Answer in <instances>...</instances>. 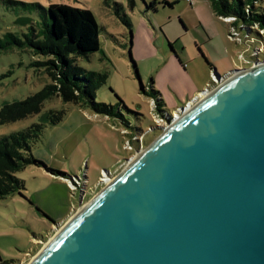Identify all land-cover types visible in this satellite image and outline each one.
Here are the masks:
<instances>
[{
	"label": "rangeland",
	"instance_id": "1",
	"mask_svg": "<svg viewBox=\"0 0 264 264\" xmlns=\"http://www.w3.org/2000/svg\"><path fill=\"white\" fill-rule=\"evenodd\" d=\"M13 1L37 3L45 8L62 4L88 9L94 14L101 27L100 52L79 60L78 66L87 72L107 75L106 84L96 92V102L115 105L120 100L125 106L120 107L121 114L140 129L129 139L125 135L130 134L128 130L123 131L115 122L89 110L63 103L58 95L44 102L39 115L0 127V136L8 135L41 123L47 110L65 111L62 123L48 126L32 151L42 166H31L17 174L25 181V198L13 195L0 200V264H29L78 210L177 120L179 108L186 107L208 85L210 92L224 81L220 78V82L212 83L213 71L202 58L217 66L220 77L264 62V24L253 20L251 25L238 23L233 28L228 24L234 18L215 17L208 0H196L191 7L182 0L171 13L159 7L157 14L152 12L148 17L143 12V0H135L132 12L124 10L131 30L114 15L113 8L114 3L125 7L127 0ZM257 7L264 10V0H255L250 12ZM23 11L20 6L3 4L0 0V38L12 33L22 39L27 30L26 26L16 24L19 18L40 23L37 12ZM130 31L131 56L139 79L128 59ZM44 60L15 47L0 50V107L24 100L52 84L43 69L34 64ZM152 88L159 93L164 107L158 109L156 100L147 95ZM125 143L130 148L125 149ZM105 170L107 179L102 178L105 183L99 182ZM65 206L68 210H63L60 218L55 216Z\"/></svg>",
	"mask_w": 264,
	"mask_h": 264
},
{
	"label": "water",
	"instance_id": "2",
	"mask_svg": "<svg viewBox=\"0 0 264 264\" xmlns=\"http://www.w3.org/2000/svg\"><path fill=\"white\" fill-rule=\"evenodd\" d=\"M212 75L29 264H264V62Z\"/></svg>",
	"mask_w": 264,
	"mask_h": 264
},
{
	"label": "trees",
	"instance_id": "3",
	"mask_svg": "<svg viewBox=\"0 0 264 264\" xmlns=\"http://www.w3.org/2000/svg\"><path fill=\"white\" fill-rule=\"evenodd\" d=\"M179 1L182 0L173 2L151 0L148 3L142 1L145 7L143 12L146 15L152 12L157 13L159 7L170 10ZM208 1L215 17L234 18L235 21L228 24L233 28L238 27V23L251 25L253 20H260L264 24L262 8L257 7L250 12L255 0ZM1 2L20 6L25 11L37 12L40 23H33V20L27 19L29 21L25 25L27 31L22 33V39L12 33L4 34L0 38V50L15 47L27 50L31 56L44 58V61H35L34 64L39 69L40 67L43 69L42 71L52 84L46 85L41 91L24 100L3 104L0 107V127L39 115L44 102L58 95L63 103L74 104L81 110H89L94 115L107 117L121 129L128 130L130 133L127 134L128 138L136 136L140 129L121 114L120 107L125 109V106L120 100L115 105L96 102V92L106 84L107 75L87 72L78 66L79 60L88 59L90 55L100 52L101 27L90 10L62 4H50L45 8L37 3L13 0H1ZM126 4V8L130 11L134 9L133 0H127ZM113 8L114 15L127 29L131 30L124 7L114 3ZM129 39H131V31L127 44L128 59L136 78L139 79L131 56V40ZM149 90L147 95L156 100L158 109L162 105L164 107L159 93L153 88ZM64 117V110H47L42 115L41 123H34L24 130L0 136V200L13 195L25 198L23 194L26 191L25 184L17 174L31 166H42V163L33 156L32 151L41 142L45 129L48 126L59 125ZM42 216L46 218L45 215L42 214Z\"/></svg>",
	"mask_w": 264,
	"mask_h": 264
},
{
	"label": "crops",
	"instance_id": "4",
	"mask_svg": "<svg viewBox=\"0 0 264 264\" xmlns=\"http://www.w3.org/2000/svg\"><path fill=\"white\" fill-rule=\"evenodd\" d=\"M143 1H144V2H147V1H145V0H143ZM173 1H174V0H168V2H173ZM133 4H134V8H135V6H136V2H135V0H133ZM195 4H196V3H195ZM195 4H194V5H195ZM126 5H127V4H126ZM177 5H178V4H176V5H175L173 8H171L170 10H169V9H168V10H167V9H163V10H161V11H166V12H168V13H171L172 10H174V8H175ZM123 7H124V6H123ZM124 10H128V11H130L128 8H126V6L124 7ZM133 10H134V9H133ZM133 10H132V11H133ZM132 11H131V12H132ZM211 11H212V10H211ZM157 13H158V12H157ZM157 13H156V14H157ZM212 13H213V12H212ZM146 16L148 17V16H150V14H148V15H146ZM180 25H181V27H183V29L185 30V26H184L183 22L180 21ZM170 47H171V45H168V50H169ZM176 59H177V58H176ZM202 59H203V62H204V64H205V66L211 68L210 71H211V70H212V71L215 70L216 73H217V71H219V69L217 68V66H216L215 64H213V63H212V64H209V63H207V61H206L204 58H202ZM177 62H178V65L181 66V63L178 61V59H177ZM212 71H211V73H212ZM226 72H227V71H226ZM226 72H224V73H226ZM217 74H218V73H217ZM218 75H219V74H218ZM224 75H225V74H224ZM224 75H223V76H224ZM80 110H81V109H80ZM97 116H98V115H97ZM105 118H106V117H105ZM107 119H108V118H107ZM108 120H109V119H108ZM109 121H110V120H109ZM75 128L77 129L78 127H75ZM75 128H74V130H73L68 136H70L71 134H73V132L76 130ZM68 136H67V137H68ZM67 137H66V138H67ZM64 139H65V138H64ZM56 143H57V144H56L55 147H56V150H58L59 148L57 149V147H58L59 144H60V140H58ZM36 147H37V146H36ZM36 147H35V148H36ZM35 148H34V149H35ZM60 150L62 151V145L60 146ZM35 158H36V157H35ZM36 159H37V158H36ZM51 160H52V159H51ZM51 162H53L54 165H58V163L55 162V161H51ZM23 171H24V170H23ZM23 181H24V180H23ZM24 184H25V181H24ZM25 188H26V187H25ZM67 191H68V189H67ZM25 192H27V189H26ZM63 210L66 211V210H68V208L65 206V207L60 211L59 215H55V216H58V218H60V216H61L60 214H61L62 212H64Z\"/></svg>",
	"mask_w": 264,
	"mask_h": 264
},
{
	"label": "built area",
	"instance_id": "5",
	"mask_svg": "<svg viewBox=\"0 0 264 264\" xmlns=\"http://www.w3.org/2000/svg\"><path fill=\"white\" fill-rule=\"evenodd\" d=\"M183 1H185V3H187L188 6H190V7H191V6H194V4L196 3V0H183ZM220 18H221L222 20L225 19V18H222V17H220ZM212 77H213V75H212ZM212 83L215 84V79H214V77H213ZM209 87H210V85H208L206 91H204V93H203L202 95L199 94V95L197 96V98H194V99H193L194 101H190V102H188V103L186 104V107H184V108L182 109V113H181V114L179 113V114H180L179 116L183 115V112H184V111H186V110L188 111V109L191 108L196 102H198L199 100H201L202 98H204V97H203L204 95L207 96V95L212 91V90H211L210 92H207V90H208ZM212 87H213V86H212ZM213 90H214V89H213ZM187 111H186V112H187ZM106 118H107V117H106ZM123 131H126V130H123ZM125 133H127V132H125ZM125 135H127V134H125ZM122 136H124L123 133H122ZM129 139H132V138H129ZM126 147H129V148H130L129 143H128V144L125 143L124 148L127 149ZM104 173H105V172H103V173L101 174L100 179H99V180H100L99 182H103V180H101V178L104 177Z\"/></svg>",
	"mask_w": 264,
	"mask_h": 264
},
{
	"label": "bare ground",
	"instance_id": "6",
	"mask_svg": "<svg viewBox=\"0 0 264 264\" xmlns=\"http://www.w3.org/2000/svg\"><path fill=\"white\" fill-rule=\"evenodd\" d=\"M186 113H187V112H186ZM184 114H185V113H184ZM175 118L178 119V117H175ZM132 161H133V160H132ZM132 161H131V162H132ZM131 162H130V163H131ZM102 178H106V176H104V177H102ZM102 178H101V179H102ZM106 179H107V178H106ZM102 180H103V179H102ZM103 182H104V181H103ZM111 182H113V180H110L109 182H107L106 186H108ZM104 183H105V182H104ZM72 187H73V186H72ZM80 210H82V209H80ZM63 228H64V227H62L61 229H63ZM61 229H60V230H61ZM59 232H60V231H59ZM59 232H58V233H59ZM58 233H56V234H58ZM50 242H51V241H50ZM48 244H49V242L45 245V247H46Z\"/></svg>",
	"mask_w": 264,
	"mask_h": 264
}]
</instances>
